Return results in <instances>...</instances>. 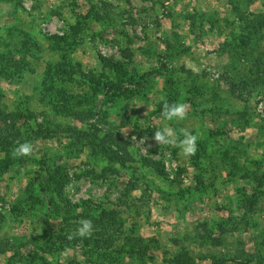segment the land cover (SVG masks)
Wrapping results in <instances>:
<instances>
[{
    "label": "rangeland",
    "instance_id": "1",
    "mask_svg": "<svg viewBox=\"0 0 264 264\" xmlns=\"http://www.w3.org/2000/svg\"><path fill=\"white\" fill-rule=\"evenodd\" d=\"M0 109V264H264V0H0Z\"/></svg>",
    "mask_w": 264,
    "mask_h": 264
},
{
    "label": "clouds",
    "instance_id": "2",
    "mask_svg": "<svg viewBox=\"0 0 264 264\" xmlns=\"http://www.w3.org/2000/svg\"><path fill=\"white\" fill-rule=\"evenodd\" d=\"M189 105L183 102L167 103L165 102L161 111V115L168 121H182L187 118ZM182 136V139L180 138ZM133 142H137V138L133 136ZM154 140L158 145L179 147L182 154L186 157L194 156L197 152L198 136L187 129H180L179 134L171 127L165 126L154 133ZM145 139L138 142L144 144ZM33 152V145L30 142L18 144L12 151L14 158L27 157ZM78 227L74 233L69 234L68 239L79 237L81 239L88 238L93 232V223L89 219H81L77 222Z\"/></svg>",
    "mask_w": 264,
    "mask_h": 264
},
{
    "label": "trees",
    "instance_id": "3",
    "mask_svg": "<svg viewBox=\"0 0 264 264\" xmlns=\"http://www.w3.org/2000/svg\"><path fill=\"white\" fill-rule=\"evenodd\" d=\"M17 118L16 114H8L5 113L4 111H2L0 109V122L3 124L4 126V130L5 131H15L14 128V124H15V119ZM47 174H48V178L50 179V182L52 184V188L54 189H58V191H61V186L62 184H64L67 179V173L65 172L64 169H62L61 167H57L56 169H54L53 171L47 170ZM43 191H46L48 189H45L44 187L42 188ZM59 241H65L66 239H63L62 237L58 238ZM67 240H71L72 243H76L77 240L76 239H67Z\"/></svg>",
    "mask_w": 264,
    "mask_h": 264
}]
</instances>
